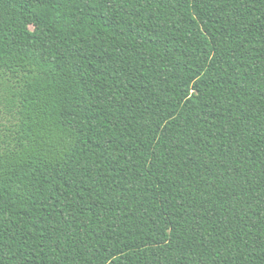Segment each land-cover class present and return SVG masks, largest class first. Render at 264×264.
I'll list each match as a JSON object with an SVG mask.
<instances>
[{
	"label": "trees",
	"instance_id": "trees-1",
	"mask_svg": "<svg viewBox=\"0 0 264 264\" xmlns=\"http://www.w3.org/2000/svg\"><path fill=\"white\" fill-rule=\"evenodd\" d=\"M0 264H264V0H0Z\"/></svg>",
	"mask_w": 264,
	"mask_h": 264
}]
</instances>
